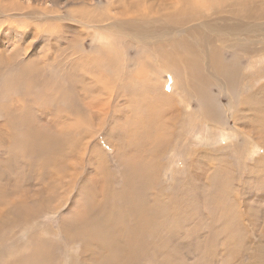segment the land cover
I'll list each match as a JSON object with an SVG mask.
<instances>
[{
    "label": "bare ground",
    "instance_id": "1",
    "mask_svg": "<svg viewBox=\"0 0 264 264\" xmlns=\"http://www.w3.org/2000/svg\"><path fill=\"white\" fill-rule=\"evenodd\" d=\"M88 1L83 0L82 6L76 7L73 17L80 18L81 27L92 28L98 41L100 38L97 36L104 38V45L93 46L77 60L66 63L56 58L39 60L31 55L30 61L20 60L14 54L5 57L0 54V119L4 122L0 128L8 132L5 137L0 134V209L6 212L8 223L13 218L11 223L14 226L22 224L24 227L37 221L44 210L56 214L61 205L60 202L55 210H46V205L37 199L33 204L31 202L28 211L25 200L16 205L7 198L13 193L12 188L29 178L30 174L37 172V178L48 182V185L44 183L46 186L54 185L57 191L64 189L62 194L79 181L85 171L81 165L87 139L91 136L87 130L75 128L70 131L65 128L66 131L60 128L54 132L52 128L57 117L60 122L68 124L71 118L76 121L78 117H84L86 110H92L91 106L82 107L79 97L83 100L90 97L93 87H96L93 80L96 76L101 75L98 79L103 77L108 86L121 79V72H116L120 67V44L125 49L132 45L138 47L141 55L137 60L127 58V63L137 61L142 70L147 67L144 54H149L153 60L157 58L156 65L149 67L151 73L167 75L171 80L166 84L171 83V89L175 87L173 94L178 90L183 101L193 100L197 104L198 115L205 122L210 136L213 126H221L227 121L233 127L234 141L227 146L217 145L220 140H228V136L217 127L216 136H208L209 140L204 135H196L197 141L217 147L207 149L212 154L204 153L202 156H195L197 154L188 148L186 156L190 159L186 161L187 171H184L185 179L182 180L184 186L170 191L163 189L151 160L157 154L163 157L175 151L182 139L176 136L171 141L174 145L167 141L161 146L155 135L157 124L152 119L162 120L165 112L157 106L165 103L173 106L165 122L175 125L180 110L171 96L152 88L149 100L128 101L130 108L134 109L126 117L131 118L136 112L140 119L126 121L125 124L129 127L133 124L136 134L125 140L127 143L122 147L120 156L117 152V160L113 150L112 156L108 157L112 165H106L107 161L102 159L98 165L100 174L81 181L76 188L75 210L70 219L59 216L57 220L59 235L56 234L53 240L58 242L32 234L28 238L26 254L16 259L15 256L7 258L6 261L0 253V264H56L58 261L53 251L75 245V242L80 244V258L72 260V264H184L183 260L190 258V250L200 249L203 254L199 263L212 264V260H204L203 255L207 254V258L211 256L208 244L215 243L214 240L200 241L194 246L185 243L199 238L195 231L201 227L196 226L195 230L194 221H191L193 228L190 226V205H194L192 213L201 207L206 208L211 216L209 219L201 220L198 216L191 219L199 218L204 226L215 225L218 222L214 218L216 212L223 211L219 215V227L222 232L225 227L228 228L225 236L234 243L232 246L235 245L231 254L232 264H264V228L262 233L255 232L259 222L264 225V216L262 214L260 219L252 216V213L256 215L254 213L264 211V156L257 159L255 166H247L244 161L246 157H254L260 149L264 154V66H254L264 62V0H104L106 6H103V0L94 4L90 3L92 0ZM146 2L149 6L145 10H131ZM98 6L107 8L111 13L115 11V16L97 12ZM86 9L91 10L88 12ZM64 29L66 31L67 27ZM99 30L105 34L96 35ZM63 38L64 35L57 37L58 43ZM80 63L79 70L73 68ZM108 65L114 66L110 74L106 72ZM136 68L132 75L141 74V69ZM44 69H49V73ZM85 79L91 81L82 86ZM90 82L94 85L92 88ZM120 96L126 97L124 93ZM222 100L226 104L221 106L218 103ZM154 101L158 104H150ZM101 141L107 149L111 148L107 145L110 142L108 139L107 142ZM72 156L76 158L73 163H64L63 160ZM231 156L237 161L240 171V183L234 190L233 179L229 177V169L232 171L234 168H229L231 163L225 166ZM19 159L27 169L17 167ZM117 161L118 169L114 165ZM244 169L247 170L244 172ZM10 172L18 174L14 175L16 180L8 178ZM199 173L202 179L198 177ZM253 177L258 183L254 191ZM96 183H99L98 191L95 190ZM229 197H235L233 205ZM260 205L261 211L248 213L247 208ZM239 208H246L243 212L246 218L239 214ZM231 214L236 218L233 221H229ZM233 223L240 233L231 228ZM249 225L251 234L247 232ZM59 236L61 240L56 239ZM0 242L1 252L5 241Z\"/></svg>",
    "mask_w": 264,
    "mask_h": 264
},
{
    "label": "rangeland",
    "instance_id": "2",
    "mask_svg": "<svg viewBox=\"0 0 264 264\" xmlns=\"http://www.w3.org/2000/svg\"><path fill=\"white\" fill-rule=\"evenodd\" d=\"M99 1L102 2V0H92V1H90V3L94 4V3H97ZM85 2L88 3L89 1L85 0ZM148 3L147 2L145 4L139 3L138 5H136V8L133 7L131 10L132 11L145 10L147 8V6H149ZM82 4H83V0H0V54L3 57L12 56L14 54V56H16L20 60H22V59L30 60L31 55H34L33 58L37 57L39 60L44 59V58L46 60H52L53 58H56L57 61H61V59H62V60H64V63H66L68 60H72V62L77 60L79 57H81V55H83L82 53H88L90 48H92L93 46L104 45L106 43L104 38L101 39L100 36H97L100 38V41H98L96 39V36H95V31L92 28H87L84 26L81 27L79 25L80 24V18L76 17V16H75L76 18L73 17V13L76 10V7H79V5L82 6ZM106 4L107 3H105L103 0V6L104 5L106 6ZM86 10L89 12L91 9H86ZM96 11L99 13H102V14L109 13L110 15L112 14L111 16H115V11H112V13H111L110 11L107 10V8L105 9L103 7H100V6H98L96 8ZM21 16H23V17H21ZM24 16H28V18L24 17ZM32 16H34V17H32ZM50 16H51V18H49ZM60 17H62L63 19H64V17H66V19L56 20L57 18H60ZM24 18H26V19H24ZM72 18H74L73 19L74 21L71 20ZM51 23H53V24H51ZM66 27H67V30L65 31L64 28H66ZM55 30H56V32H55ZM63 32H64V34H63ZM98 34H105V33L99 30V31H97L96 35H98ZM61 35H64V38H63V40H60L58 43L57 37H59ZM130 38L135 39V37H133V36H130ZM58 40H59V38H58ZM260 46H262V45H260ZM118 54H119V60H120L119 61L120 67L118 69H116V72H118V73L121 72L120 73L121 79H116V81L113 84L108 86L107 85L108 82L105 81V79L103 77L102 78L104 80H102V78H101V80L98 79V77L101 75L96 76L94 79L92 78L94 80V82H95L94 84L96 86L95 87L96 90H95V88L93 87L94 85H92V83L90 82V85H92L91 88L93 87L92 92L94 94L91 93V95H89L90 97H88L85 100H83L81 97H79V104L81 103L80 105L82 107H86V106L90 107L91 106L92 110L91 109L89 111L86 110L87 112L86 111L84 112L85 113L84 117H78L79 119H77L76 121H74L73 118H71L68 124L62 123V121L60 122L58 120V117H57L56 125L54 126V128H52L54 132H58L60 128H64V130H66V131L68 128L70 131H73V129H75V128L82 129L84 131L87 130L86 132L91 136L87 139V141H88L87 149L84 152L83 164L81 165L82 168L85 169V171L80 176V178H78L79 181H77L73 185L72 189H70L68 192H65L64 194H62L63 193L62 190H64V189H59L57 191L58 188H54V185H51L50 187L46 186L45 184L48 185V182L42 178H41L42 180L37 178V172H35L33 175L30 174L29 178L25 179L27 181L21 180V182H20L21 184H17L16 187H13L12 188L13 193L7 197V198H10L11 200H13L16 205H21V202L25 200L24 204H25L27 210H28V207L31 206L34 203V201L37 199H39V203H41L42 205H46L45 206L46 210H51V209L55 210L54 208H56V206H58L59 203L61 202V205L58 208L57 213L52 214V213H48L47 211L44 210V211H42L43 213L41 212L42 217L39 214L37 221H33V222L29 221L30 223H28V225H25L24 227H22V224H20L21 226L20 225L14 226L13 225L14 223H11V220H13V218L11 216H10V219L11 218L12 219L10 220V223H8L7 218H6L7 214H5L6 212L1 211V209H0V211H1L0 212V218H1L0 219V229H1L0 230V241H5L4 247L0 253H2V257L4 258V260L7 261L8 259H13L14 256L16 259L17 256L19 257V256H23L24 254H26L28 251V245H29V243H27L28 238L32 234H36L39 237L46 238V240H49V238H51L53 243L58 242V241L53 240V238H55L54 236L56 234L59 235V232H58L59 225H58L57 220L59 219V216L65 218L66 220L68 218L70 219L71 213L75 210V200H76V196H77L76 188L81 184V181L84 178H92L93 176L100 174L101 170L98 169V165L100 164V161L102 159L107 161L106 165H108V164L112 165L109 158L112 156L113 150H114V153L116 154V160H117L118 159L117 155L119 154V156H120L121 150H123L124 145L127 143V142H125V140L129 139L130 137H132V135L136 134L135 133V127L133 126V124H131L132 125L131 127H129L128 125L125 124L126 121L130 122L132 120V121L136 122L140 119V117H138V115H137L139 113L136 114V112H134L135 114L131 118L126 117V116H130V111L132 113L133 112L132 110L134 109V108H132V109L130 108L128 101H130V100H137L138 101L141 98L142 99L147 98L149 100V98H152L151 97L152 96V92H151L152 88L158 90L159 93L162 92V93L167 94L168 96H171L170 98L172 99V102H174V104H176V107L180 110L179 116L176 119L175 125H171V124H168L167 122H165L168 120L169 114L171 113L170 108L172 107V109H173V106L167 105L165 103L162 104L161 106H157V108H159L160 110L165 112L164 117L161 118L162 120L152 119V121L155 123V125L157 124L155 126V135H156L157 143H160L161 146H163V144L165 142L167 143V141H169L170 145H172V144L174 145V142L172 143L171 141L174 140L176 138V136H178L182 139V140L179 139V140H181V142H179V145L177 144V149L175 151L169 152L166 155H163V157H160V155L157 154V156H155V158L153 160H151L152 164L155 166L156 176H157V179L159 181V184L163 189L170 191V190L184 186V184L182 183V180L185 179L184 171H187V164H186L187 162L186 161H188L190 159L189 156L188 157L186 156V151L188 148H190L194 154H197L195 156H202V154H204V153L212 154V152L207 150V149H215V147H217V145L227 146L234 141L233 127L227 121H225V123L222 122L223 125H221V126H213L212 127L213 130L210 129L211 130V133H210L211 136H210L206 131L207 126L204 124L205 122L202 121L198 115L197 104L193 100H188V101L184 100L183 101L181 98V93L178 90H176V93L173 94L175 87H173L171 89V87L169 86V84L171 85V83L166 84V82H170V80H171V79H169V77L167 75H164L162 73L159 75H157L156 73H151V69L149 67L156 65V63L158 61L157 58H154V60H153V58L149 54H144L143 59H144L145 63H147V67H145L142 70L140 68V64H136V63H138L137 61H134V62L131 61L130 63H127L128 62L127 58H129V59L132 58V59L137 60V57L139 55H141V53H139V49H138V47H136V45H132V46L128 47V49H125L120 44V53H118ZM81 66H82L81 63L75 64L73 68L76 70H79ZM115 66L118 67L117 64ZM254 66L255 67L264 66V62L262 64H255ZM135 68L136 69L140 68L142 71L141 74L132 75L131 73L134 71ZM113 70H114V66L108 65L106 72H108L110 74L111 71H113ZM44 71L46 73H49V69H44ZM86 80L87 79L83 80L84 83H82V86L83 85L86 86L88 81H91V80H88V81H86ZM102 83H104V84H102ZM257 83H255V84H257ZM164 85H165V87H164ZM102 86H103L102 89L104 90V92H103V90H101ZM163 87H164V90H163L164 92L162 91ZM123 93L126 95V97L120 96ZM213 93H216V92L213 91ZM215 95H217V93ZM115 100H117V101H115ZM83 102H85V103H83ZM150 104L157 105L158 101H154ZM218 104L221 106L225 105L226 101L222 100ZM122 106L125 108V110ZM185 106H186V108H184ZM93 109H94V111H93ZM96 110H98V111H96ZM100 111H101V113H100ZM103 111H105V113ZM123 111L124 112L127 111V113H124ZM172 112H173V110H172ZM85 115L88 117L87 119H86ZM50 117L51 116H49L48 118H50ZM91 117H94L95 119L91 118ZM53 118H54V114H53ZM103 119L104 120L106 119V121L103 122ZM101 120H102V122H101ZM40 122L43 123V121H40ZM3 123H4L3 120L0 119V124H3ZM100 123H102V124H100ZM121 124L123 126L122 128H121ZM123 124H125L126 127L128 126V128H126ZM212 125L213 124H211L210 126H212ZM110 127H111V129H110L109 134L107 136L106 133ZM216 127L219 130H221V132L225 136H228V140H226V142H225V140H223V141L220 140V141L216 142L217 145L210 147L207 142L197 141L196 135H198V134H201L202 136L204 135V137H206L205 139H207V140H209L208 136H210L212 138H213V136L215 137L216 136V134H215ZM65 128H67V129H65ZM100 129H101V131H100ZM173 132H174V134L171 135ZM0 134L2 135V137H5V136H7L8 132L5 129L0 128ZM101 138H103V139H101ZM104 138H106V140L108 139L110 141L107 143V145L109 147H111L112 149L111 148L107 149L105 147V145L103 144V141H101V140L106 141ZM97 142L100 144L98 145ZM181 145H183L184 147H181ZM224 149H226V148H224ZM89 150H90V152H89ZM221 150H223V149H221ZM67 151H69V149L66 150V152ZM245 151H246V149H245ZM117 152H118V154H117ZM198 152H202V153H198ZM90 155H93V156H91V158H90ZM263 156H264L263 150L260 149L254 155V157H252V158L246 157L244 159V161H246L247 166H249L250 164H253V166H255V165H257V163H256L257 159L258 158L262 159ZM194 157H192V159ZM75 159L76 158H74L72 156V157H70L66 160H63V161H64V163L66 161L73 163V161ZM88 161H90V162H88ZM105 161H104V163H105ZM262 161H264V159H262ZM203 162H205V161L203 160ZM236 162L237 161L234 160L233 157L231 156V158L228 159V162L225 163V166L229 165L231 163L229 168L230 167L234 168L232 171L229 169V173H230L229 177L231 178V180L233 179V183H232L233 190L235 189L234 187H236V184L240 183V181H239L240 180L239 179L240 171L238 170V165ZM16 164H17V167H19L20 169H21V167H22V169H27V167H25V165L22 164V160L20 161V159L17 161ZM94 164L97 166H95ZM91 165H92V167H91ZM114 165H115V168L118 169V161ZM206 165L210 166L208 163ZM88 167H91V168L88 170ZM93 167H94V170H93ZM78 169L79 168H77V170ZM247 169H250V168L248 167ZM247 169H244V172ZM90 170H91V172H90ZM210 171H211V169H209V172ZM14 175H18V174L17 173L15 174L14 172L13 173L10 172L8 174V178L11 181L16 180L17 177H15ZM198 177L200 179H202L201 173L198 174ZM254 178L255 177L251 178L253 191H254V188L258 185V183L256 182V180ZM28 179H30V180H28ZM234 179H235V181H234ZM63 180L67 181V179H65V178ZM57 182L58 181H55L54 183H57ZM26 183H28V184H26ZM98 187H99V183H96V185H95L96 191L99 190ZM23 191H24V193H23ZM233 198H235V197H233ZM233 198L229 197V201L232 203V205L234 203ZM31 202H32V204H31ZM233 208H235V207H233ZM260 208H261V205L260 206H254L250 209L247 208V211H248V213H250V211L258 212V211H261ZM193 209H194V205H190V210L188 212V214H189L188 219H190V222L194 221L195 230H197L196 226L202 227V228L201 227L198 228V230L195 231V233L197 232L196 234L198 235V237L200 239L196 238V240H192L191 243H187V241L184 240L185 243L190 244L191 246H194V245L199 244L200 241H209V240L213 241L214 240L213 242H215V243L208 244V246H209L208 252H211V256L209 253L210 257L208 256L209 258H207V256H206L207 254H204L206 256L205 257L203 255L204 260H206V259H208L209 261L212 260V264H232V263H234V260L232 259L233 257H231V254L235 250V245L232 246V244H234V243L229 242V240L225 236V233L228 230V228L225 227L224 232H222L220 230V227H219V225L221 223V217L219 215H222L223 211L219 210L216 212V215L214 216V218L216 217L217 219H215V220H218V222H216L215 225H213L211 223V226L210 225L204 226V224L201 220L202 219L207 220L211 217L210 215H208L209 213L206 211V208H204V207L199 208L198 210H196V211H198V213L196 211L192 213ZM245 210H246V208H239V211H238L240 215L242 214L241 216H244V218H246L245 213H243ZM254 214H256V215H253V213H252V216H256L257 218L260 219L262 217V214L264 216V211H262L260 213H254ZM194 216H198L199 218H201V220L199 218L195 219V220H191V219L195 218ZM233 218L236 219L235 216L231 214V220L229 218V221H233ZM196 222H198V225ZM4 223H8V224L3 226ZM195 223H196V225H195ZM191 224H192V222L190 223V226H192V228H193V225H191ZM216 225L219 227V229ZM229 225H230V223H229ZM250 226L251 225L248 226L250 231L248 229L247 232H249L251 234L252 231H251ZM207 227H208V229H207ZM215 228H216V230H215ZM231 228L234 229V231H236V230L239 231V233H240V230L238 229V227L236 226L235 223H233V227H231ZM262 228H264V225L261 226V222H259L258 227H255V232L256 233H262L261 232ZM212 230L216 234L215 233L213 234ZM198 232H199V234H198ZM221 232H222V236H221ZM214 235H216L217 237ZM211 237H213V238H211ZM56 239L61 240V236H59ZM253 239H254V241L256 240V238H254V237H253ZM188 241L190 242L191 240H188ZM244 242H246V241H243V243ZM248 242H250V241H248ZM0 244H2V242H0ZM227 245H228V247H227ZM200 250H198V251L190 250L188 253L190 258L184 259L183 262L185 261V263H187V264H194V263L203 264V263H199L201 260V256L203 254L202 249H200ZM198 253H200V254H198ZM53 254H54V256H56L55 260L58 261V263H56V264H72V262H71L72 260L74 262L76 259L80 258V244L75 242V245L63 247V249L57 250L56 252L53 251ZM197 254H198V256H197ZM9 256H10V258H9ZM244 261H245V259H244ZM143 264H148V263L143 262Z\"/></svg>",
    "mask_w": 264,
    "mask_h": 264
}]
</instances>
